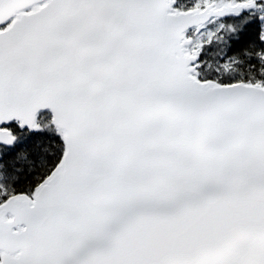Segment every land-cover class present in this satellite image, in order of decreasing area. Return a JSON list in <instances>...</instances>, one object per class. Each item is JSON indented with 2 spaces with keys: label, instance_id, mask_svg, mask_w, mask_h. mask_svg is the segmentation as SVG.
<instances>
[{
  "label": "snow or ice",
  "instance_id": "obj_1",
  "mask_svg": "<svg viewBox=\"0 0 264 264\" xmlns=\"http://www.w3.org/2000/svg\"><path fill=\"white\" fill-rule=\"evenodd\" d=\"M0 264H264V0H0Z\"/></svg>",
  "mask_w": 264,
  "mask_h": 264
}]
</instances>
